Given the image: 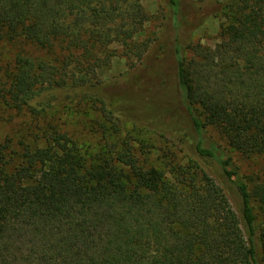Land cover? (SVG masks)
I'll use <instances>...</instances> for the list:
<instances>
[{"label": "trees", "instance_id": "obj_1", "mask_svg": "<svg viewBox=\"0 0 264 264\" xmlns=\"http://www.w3.org/2000/svg\"><path fill=\"white\" fill-rule=\"evenodd\" d=\"M143 2L0 0V46L16 50L0 52V106L26 123L0 142V264H264V177L244 180L231 154L264 160V0H166L164 59L139 39ZM198 3L224 19L214 47L193 43ZM114 45L144 65L124 85L98 78ZM74 98L114 133L171 137L186 163L163 152L159 168L131 141L105 143L102 118L101 149L79 147L51 120Z\"/></svg>", "mask_w": 264, "mask_h": 264}, {"label": "rangeland", "instance_id": "obj_2", "mask_svg": "<svg viewBox=\"0 0 264 264\" xmlns=\"http://www.w3.org/2000/svg\"><path fill=\"white\" fill-rule=\"evenodd\" d=\"M143 5L152 19L151 22L145 26L139 39L151 41L148 57L155 59L160 56V58L164 59L166 54L162 53V46L169 43L172 30L169 7L166 0H144ZM195 7L198 10L192 9V7L190 8L195 18L192 23L196 26L192 33L193 43L198 46L214 47L220 42L222 31L221 24L224 22V19L221 16L217 17L212 14L213 6L210 4L198 3ZM113 48L118 50L117 55L119 56L115 57L107 67L98 72V78L105 83L121 82V84L124 85V80L138 75L142 71L144 65L139 63L133 68L131 66L132 62L128 61L126 57L120 56L122 48L119 49V47L115 45ZM13 49L12 47L0 46V52L8 56L9 59H11L12 54L16 52V50ZM22 49L32 53V50L26 46H23ZM165 62L166 61L162 63V69L164 70L163 73L168 78L173 71L171 69V64ZM149 65H153V60L149 62ZM161 78L162 77H160V82L166 79ZM141 83L144 85L145 80ZM148 83L150 82L148 81ZM90 90L94 92V89L91 88ZM85 92L86 90H84V93ZM76 93L82 95V91H77ZM67 104L68 102L64 104L62 101L58 103V107L51 116L52 123L60 130L68 133L73 141L83 149L97 152L103 146V137L97 125V120L102 118L105 124L110 128V131H107L105 143H123L124 141H131L143 160L145 159L159 168H164V161L162 160L163 152L177 154V161L182 163H186L188 159L184 154L180 153V148L173 144L171 137H163L154 132H149L127 123H119L117 126L118 130L114 133L113 130L116 127V122L104 111H93L86 102L80 104L78 98H74L73 101ZM24 123V118L19 116L15 111L9 110L5 106H0V142L7 136H15V132L22 128ZM206 135L210 141L225 148L226 144L216 130L208 129ZM231 154L234 164L238 169V173L244 180L249 181V179L255 180L259 177H264V160L262 158H247L236 152H231Z\"/></svg>", "mask_w": 264, "mask_h": 264}]
</instances>
